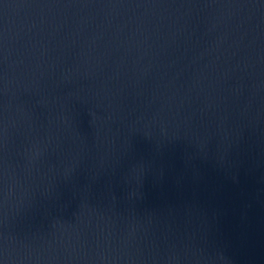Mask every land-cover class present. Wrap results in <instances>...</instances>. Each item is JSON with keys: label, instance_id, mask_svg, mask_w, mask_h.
<instances>
[{"label": "water", "instance_id": "95a60500", "mask_svg": "<svg viewBox=\"0 0 264 264\" xmlns=\"http://www.w3.org/2000/svg\"><path fill=\"white\" fill-rule=\"evenodd\" d=\"M0 264H264V0H0Z\"/></svg>", "mask_w": 264, "mask_h": 264}]
</instances>
